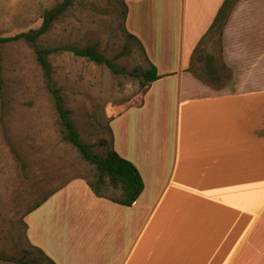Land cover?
Returning a JSON list of instances; mask_svg holds the SVG:
<instances>
[{
	"label": "crops",
	"instance_id": "1",
	"mask_svg": "<svg viewBox=\"0 0 264 264\" xmlns=\"http://www.w3.org/2000/svg\"><path fill=\"white\" fill-rule=\"evenodd\" d=\"M140 1L144 26L130 28L129 2L125 26L161 78L105 116L143 192L125 207L71 180L25 217L28 240L55 264H264V0H238L207 37L224 0H172L175 49L170 0ZM213 36L228 87L193 74L216 70L203 51Z\"/></svg>",
	"mask_w": 264,
	"mask_h": 264
},
{
	"label": "rangeland",
	"instance_id": "2",
	"mask_svg": "<svg viewBox=\"0 0 264 264\" xmlns=\"http://www.w3.org/2000/svg\"><path fill=\"white\" fill-rule=\"evenodd\" d=\"M61 1L0 0V37L39 28L43 11ZM125 2L131 8L130 28H142L144 25L139 24L145 23V10L141 8L145 7L144 1L76 0L38 43L43 48L93 47L118 67L141 73L148 68V62L126 37L122 19ZM168 6L171 46L175 49L173 42H178L181 31L180 11L177 1L170 0ZM164 32L168 35L169 30ZM220 50L216 36L208 39L203 48L204 54L214 57L208 64L221 79L216 85L228 87L232 75L219 68ZM49 62L52 79L61 90L82 142L103 156L105 136L97 123L105 125L107 117H102V113L114 107L113 103L141 91V79L114 76L105 66L69 52L53 54ZM0 66V258L20 259L26 248V212L71 180H91L94 171L73 147L61 140L58 118L31 46L24 41L1 45ZM194 68L198 75L209 79L204 63ZM30 224L32 233L33 219ZM0 264L13 263L0 260Z\"/></svg>",
	"mask_w": 264,
	"mask_h": 264
},
{
	"label": "trees",
	"instance_id": "3",
	"mask_svg": "<svg viewBox=\"0 0 264 264\" xmlns=\"http://www.w3.org/2000/svg\"><path fill=\"white\" fill-rule=\"evenodd\" d=\"M237 1L238 0H224L205 37L214 31L221 32L228 18L229 12L236 5ZM75 2L76 0H62L61 2L55 4L52 8L44 10L41 17L42 22L39 28L12 37H0V46L18 41H24L31 46L35 55V60L42 71L46 90L50 95L55 113L58 118V127L61 140L73 147L78 152L80 157L93 168L94 174L92 179L86 180L91 192L98 198H104L113 203L130 207L143 192V181L136 167L129 161L120 157L119 154L114 150L113 134L110 127L112 119L104 118V126H102L99 121L97 123L98 127L101 128V130L104 132L103 135L105 136L102 139V146L105 154L103 156H99L94 153L88 145L82 142L79 132L73 125V122L70 118L71 112L65 107L61 90L56 86L52 79V67L49 62V57L60 52H69L98 66H105L114 76L123 75L135 79H141V91L132 93L131 95L113 103L112 105L115 106L128 103L139 93L145 94L149 86L155 81L159 80L161 76L158 75L156 67L148 61L142 43L137 37L130 34L126 29L125 22L128 14L126 2L122 12V19L124 23L123 29L126 33L127 39L134 42L148 62V68L143 72H128L125 69L118 67L114 60L106 58L102 53L98 52L93 47H85L83 49L69 46L54 48L41 47L38 43L39 39L50 30L51 26L55 22H57L66 12H68V10L74 6ZM204 38L202 40H204ZM198 50L200 51L199 46L197 47L196 51ZM193 74L197 79L206 84L209 83L216 85V82H220L221 80L219 79L218 72L216 70H210L209 73H206V76L209 77L210 81L204 79L200 75H196V73ZM104 116L105 114L103 112L102 117ZM63 186L56 188L45 198L30 208L26 212L24 219L27 215L38 208L45 200H47L51 194L60 190ZM23 225L26 231L27 226L24 222ZM24 241L26 243V248L23 249V258H0V260L13 264H55L41 249L30 244L27 234L24 238Z\"/></svg>",
	"mask_w": 264,
	"mask_h": 264
}]
</instances>
